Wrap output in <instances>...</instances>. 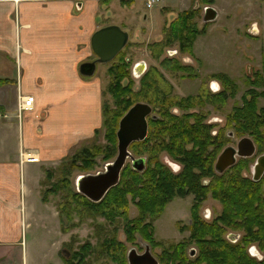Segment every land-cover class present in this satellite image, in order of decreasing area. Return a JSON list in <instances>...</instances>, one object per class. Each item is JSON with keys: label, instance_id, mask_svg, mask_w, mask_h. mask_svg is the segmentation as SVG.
Masks as SVG:
<instances>
[{"label": "flooded vegetation", "instance_id": "obj_1", "mask_svg": "<svg viewBox=\"0 0 264 264\" xmlns=\"http://www.w3.org/2000/svg\"><path fill=\"white\" fill-rule=\"evenodd\" d=\"M216 1L210 0L209 5ZM241 1L250 8L231 21L236 25L230 43L246 50L235 48L231 58L226 57L227 72L211 68L194 51L196 38L208 31V24L198 21L201 8L189 21V38L170 37L167 45L160 43L177 15L157 25L145 14L138 18L146 23L150 36L143 58L118 70L119 116L114 135L117 146L120 120L130 108H149L144 138L127 147L133 160L143 159V164L140 169V163L134 167V161L125 159L111 188L120 185L129 167L135 177L132 192L125 195L120 214L112 221L103 218L121 232L119 239H113L124 253L119 264H128L129 251L138 256L146 252L148 264H154L151 260L156 264H264V45L257 47V54L248 50L252 41L263 42L264 0ZM218 16L217 12L212 22ZM217 32L212 29L209 34L215 37ZM157 44L162 52L148 51ZM138 49L132 53L138 56ZM124 57L130 61L129 55ZM141 60L152 63L142 68ZM125 104L129 105L124 109ZM168 135H181L180 154L175 156L163 146L152 150L160 137L170 146ZM158 165L177 178L173 194L167 190V195L157 197L154 208L142 212L141 193L150 188L143 180L158 179ZM129 205L135 213H129Z\"/></svg>", "mask_w": 264, "mask_h": 264}, {"label": "crops", "instance_id": "obj_2", "mask_svg": "<svg viewBox=\"0 0 264 264\" xmlns=\"http://www.w3.org/2000/svg\"><path fill=\"white\" fill-rule=\"evenodd\" d=\"M130 6L119 0H0V79L7 80L0 84V138L17 137L15 145L0 143L1 248L21 245L17 215L32 174L101 127L99 79L79 73L81 63L95 58L91 34L116 25L127 32L132 51L148 43L146 23ZM118 16L121 25L111 21ZM24 95L33 96V108L18 122V98ZM28 154L37 162H26ZM25 169L27 184L21 182Z\"/></svg>", "mask_w": 264, "mask_h": 264}, {"label": "rangeland", "instance_id": "obj_3", "mask_svg": "<svg viewBox=\"0 0 264 264\" xmlns=\"http://www.w3.org/2000/svg\"><path fill=\"white\" fill-rule=\"evenodd\" d=\"M144 2L145 0H131L129 2L119 0V4L122 6H128L131 4L130 8H133L135 13L138 14L137 16L140 20L142 19L143 14H145L146 18L154 20L156 25L164 23L167 19H172L177 15L178 10H181L182 8L189 9L192 5L196 8H200V6L203 7L202 0H160L150 9L145 7ZM163 6H165V8ZM210 6L217 10L219 16L215 22L207 23L208 31L205 35H200L196 38L194 51L198 55H201L202 58H206L209 65L212 66L211 68L227 72L228 70L226 69L230 67V64L226 62V57L231 58L233 51H236L235 48H237L238 51L246 50L241 46L235 47L234 43L232 46L230 43V40L235 36L234 25H236L235 22L232 24L231 21L238 19V15L242 17V11L244 10L245 12V10L250 7L245 5V2H242L241 0H217L216 3ZM225 12H228L227 16H225ZM112 13H117V11L112 9ZM111 21L119 25L122 24L120 16L114 17ZM198 21L202 23L201 18H199ZM239 21L240 19L237 21L238 24ZM100 23L103 24L104 21L102 20ZM216 26L218 27L215 28ZM212 29H214V32L218 31L215 37L209 34ZM262 37V43H259L260 41L258 40H254L248 50L257 54L259 51L257 47L260 48V46L264 45V28L262 31ZM142 48L143 47L137 50V56L132 53V50L126 45L113 60H117L124 51V54L129 53V56L131 57L130 60L132 64H134L133 62H135L136 59L143 58L144 49ZM166 54L168 55V53ZM173 55L178 56V53H174ZM141 62L142 68L146 67V65L148 66V62L150 64L152 63L150 60H148L147 63L145 60H141ZM107 66L108 64L105 63L97 64L94 77L98 78L100 82V89L102 92L101 102L107 104L109 109L113 111L114 115L116 105L113 104V99L106 90L108 84V79L106 77ZM82 79L89 78L82 77ZM4 95L5 92L1 91V99H3ZM22 119L23 113L16 120L20 122ZM116 122L114 130L116 128ZM7 137V140H5L10 146L16 144L17 137L14 138L13 136V138H9V135ZM91 137L82 140L80 143H75L69 148L66 156L75 152V149H78L82 142L86 143ZM5 140L2 141V138H0L1 147L4 146ZM96 140V143L99 145L106 143L103 138L102 129H100ZM114 142L115 150L112 157L102 160L100 157L102 154H98L99 156H95L94 158L96 165L93 169L88 171L83 172L76 168L68 171V160L65 156L49 162L43 166L44 168L42 171L39 172L36 170L32 174L33 176L30 178L27 188L28 193L22 196L21 215L20 213L17 215L18 232L16 238L17 241H21V245L20 242H16L10 246L2 245L10 248L0 247V264H64L63 258L65 257V254L62 252L63 250L69 257L73 251H76L86 242H89L92 247H95L98 244L100 245L101 241L104 239L113 240L114 238H120L121 232L109 226L107 222L103 220V216L99 214H85L80 217L78 216L79 214L73 212L75 207L73 200L70 199L69 201H64L67 198L65 195L69 194L68 190L73 191V189H75V180L79 175L101 171L107 161L109 162L114 159L116 155V138ZM104 161L105 163H103ZM27 176L28 169H25L21 174V182L27 184ZM39 176L40 179L37 182ZM62 178L67 179L65 181L68 185L67 187L62 188L59 186ZM22 208H24L25 212ZM133 212H136L134 207L129 205V213L133 214ZM59 217L60 219L61 217H64L65 221L63 222V219L60 220ZM170 232L172 231H166L165 233ZM128 247L129 244H127L126 248ZM86 263L112 264L104 256L100 257L98 260H87Z\"/></svg>", "mask_w": 264, "mask_h": 264}, {"label": "trees", "instance_id": "obj_4", "mask_svg": "<svg viewBox=\"0 0 264 264\" xmlns=\"http://www.w3.org/2000/svg\"><path fill=\"white\" fill-rule=\"evenodd\" d=\"M204 3L209 4L210 0H202ZM200 8H189L179 12L175 18V21L171 24L170 28L167 32V37L164 41H161V45H167L169 42V38H182V40L189 38V21L192 17H194ZM193 34V33H192ZM164 43V44H163ZM148 48V51L153 52H162L161 46L158 44L152 47L151 45ZM131 61L125 59L124 55L121 54L117 60H112L108 63L106 68V75L108 76V84L106 90L109 92L113 99V104H117V92H116V76L118 70L127 69L130 67ZM7 80L0 79V84L5 83ZM129 104H125L124 109ZM113 111L109 109V106L105 103H102L101 106V127L103 130V138L106 141L105 144L99 145L96 143V137L100 132V129H95L92 137L86 141V143H82L75 152L71 155H68V171L73 168L78 169L79 171H88L93 169L96 165V161L94 160L95 156H99L98 154H102L100 157L102 160L109 159L114 154L115 150V135H114V127L117 117L119 116L118 110ZM116 115V118H115ZM160 136V135H154ZM181 135H168V140H171L170 146L164 144V139L162 137L159 138V142H155L153 146V151L157 146L159 147H167L172 154L175 156L180 154L183 150V146L180 144ZM114 143V144H113ZM164 144V145H163ZM147 148V147H146ZM157 162V161H156ZM158 163V162H157ZM155 168L160 169L159 178H147L143 180L147 186L150 185V188H145L144 192L141 193V204L140 211L145 212L147 208H154L156 206L157 197L163 195H171L173 194L172 187H174L175 181L177 178L172 177L171 175L166 174L159 165ZM154 168V169H155ZM66 172V171H65ZM64 172V173H65ZM63 173V174H64ZM154 176V175H153ZM133 179L135 177L132 176L130 168H125L120 185H117L111 188L104 197H102L97 202H92L87 200L85 197L80 195L79 193L73 191H69V194H66L67 198L64 201L73 200L75 207L73 212L75 214H79L78 216L82 217L85 214H99L103 216L107 220H113L114 217L123 211L126 206V197L127 193L132 192L133 188ZM67 179L62 178L60 180V187H67V183L65 182ZM151 182V184H148ZM168 190V192H167ZM167 192V194H166ZM68 199V200H67ZM63 222L65 221L64 217H62ZM65 224V223H64ZM179 255V253H178ZM105 257L112 264H119L120 262H124L123 252H120L117 248L114 240L104 239L101 241L100 245L98 244L95 247H92L89 242L81 245L76 251H73L69 257L63 258L64 264H87V260L94 259L98 260L100 257ZM190 264L193 262L190 261Z\"/></svg>", "mask_w": 264, "mask_h": 264}, {"label": "water", "instance_id": "obj_5", "mask_svg": "<svg viewBox=\"0 0 264 264\" xmlns=\"http://www.w3.org/2000/svg\"><path fill=\"white\" fill-rule=\"evenodd\" d=\"M217 16V12L212 6H205L201 19L203 22H211ZM128 39V34L116 25H107L94 31L90 37L91 51L95 59L84 62L79 65V73L85 77L93 76L96 64L108 63L124 48ZM149 108L144 105H136L130 108L121 118L119 123V132L117 133L116 155L113 160L107 162L102 171L79 175L75 180L76 191L92 202L99 201L105 193L117 183L120 169L125 159L128 157L134 161L127 151L130 142L144 138L146 124L144 115L148 113ZM140 163L142 168L143 159L133 162L132 166ZM221 168V165H219ZM65 257L68 254L62 251ZM148 254L138 256L133 251L127 254L128 264H148ZM149 262L155 261L151 260Z\"/></svg>", "mask_w": 264, "mask_h": 264}, {"label": "built area", "instance_id": "obj_6", "mask_svg": "<svg viewBox=\"0 0 264 264\" xmlns=\"http://www.w3.org/2000/svg\"><path fill=\"white\" fill-rule=\"evenodd\" d=\"M159 0H146V7L151 8L154 4H156ZM33 108V97L32 96H23L19 99L18 102V117L22 112L30 111ZM27 162H34L36 158L33 156H29L25 159Z\"/></svg>", "mask_w": 264, "mask_h": 264}]
</instances>
